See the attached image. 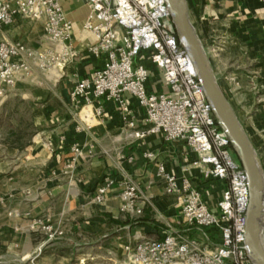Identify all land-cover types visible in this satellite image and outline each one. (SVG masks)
Wrapping results in <instances>:
<instances>
[{
	"label": "crops",
	"instance_id": "0c3cea01",
	"mask_svg": "<svg viewBox=\"0 0 264 264\" xmlns=\"http://www.w3.org/2000/svg\"><path fill=\"white\" fill-rule=\"evenodd\" d=\"M60 1L74 26L72 43L77 55L65 65L44 70V87L33 92L42 103L37 108L40 131L18 165L0 170V195L6 196L0 205V264H129L126 245L161 239L171 231L196 233L182 219L181 195L166 193V183L158 176L160 164L180 182L189 179L210 205L221 199L229 183L206 177V166L195 164L197 154L183 141H167L163 133L144 138L132 135L149 126L144 109L128 93L127 111L114 101H104L94 127L77 132L83 115L78 114L81 104L71 98V91L103 66L105 56L97 58L88 51L96 37L84 27L89 12L86 2ZM188 4L218 83L264 171V1L188 0ZM4 39L24 41L37 52L55 48L46 39L42 21L21 17L2 28L0 41ZM145 63L151 70L148 90L168 93L161 71L149 59ZM23 80L20 77L16 84ZM125 116L135 122L134 128ZM77 142L84 150L74 168L68 169L71 148ZM89 145H93L91 152ZM148 152L155 158H147ZM107 175L119 183L138 185L141 213L122 210L119 183L102 203L94 201ZM37 218L64 234L47 241V234L33 225ZM41 244L42 253L31 262Z\"/></svg>",
	"mask_w": 264,
	"mask_h": 264
},
{
	"label": "built area",
	"instance_id": "2783aa9c",
	"mask_svg": "<svg viewBox=\"0 0 264 264\" xmlns=\"http://www.w3.org/2000/svg\"><path fill=\"white\" fill-rule=\"evenodd\" d=\"M84 1L89 8L84 27L96 37L88 51L97 58L105 56V60L101 68L81 79L71 91V98L81 104L78 114L83 115L77 132L85 133L94 127L95 118L103 113L104 101H114L127 111L128 93L144 109L145 124L149 126L132 135L144 138L163 133L167 141H183L197 154L195 164L206 166V177L229 183L221 199L210 205L189 179L180 182L177 175L160 164L158 176L166 183V193L181 195L182 219L196 233L171 231L161 239L146 238L126 245L128 263L254 264L247 245L248 175L214 113L191 54L173 23L168 0ZM19 17L42 21L46 39L55 48L52 52H37L24 41H0V84L6 87L30 75L33 65L48 70L60 62L65 65L77 55L72 43L74 26L60 0H0V31ZM147 59L161 71L168 93L148 90L151 70L145 63ZM124 119L135 127L134 121L126 116ZM88 149L91 152L93 145ZM83 150L79 142L72 145L68 169L74 168ZM145 156L155 158L152 152ZM117 183L107 175L94 201L102 203ZM119 185L122 210L141 213L143 198L138 185L130 181ZM5 201L6 196L0 195V205ZM33 225L47 234V241L64 234L41 218L35 219ZM42 250L43 244L37 254Z\"/></svg>",
	"mask_w": 264,
	"mask_h": 264
},
{
	"label": "water",
	"instance_id": "95a60500",
	"mask_svg": "<svg viewBox=\"0 0 264 264\" xmlns=\"http://www.w3.org/2000/svg\"><path fill=\"white\" fill-rule=\"evenodd\" d=\"M168 5L173 23L191 54L214 113L230 137V142L248 175V253L254 264H264V171L253 144L213 72L205 48L190 20L188 0H168Z\"/></svg>",
	"mask_w": 264,
	"mask_h": 264
},
{
	"label": "rangeland",
	"instance_id": "374dc122",
	"mask_svg": "<svg viewBox=\"0 0 264 264\" xmlns=\"http://www.w3.org/2000/svg\"><path fill=\"white\" fill-rule=\"evenodd\" d=\"M58 63L57 65L61 64ZM34 68V69H33ZM34 72V75L32 73ZM22 83L14 87L0 84V170L18 165L22 154L40 131L37 108L42 104L33 92L44 87V70L36 65ZM42 253V252H41ZM40 253V254H41ZM36 254L35 262L37 256ZM101 262H96L100 264ZM104 264V263H103Z\"/></svg>",
	"mask_w": 264,
	"mask_h": 264
},
{
	"label": "bare ground",
	"instance_id": "6f19581e",
	"mask_svg": "<svg viewBox=\"0 0 264 264\" xmlns=\"http://www.w3.org/2000/svg\"><path fill=\"white\" fill-rule=\"evenodd\" d=\"M189 17H190V20H191V16H190V10H189ZM192 22V21H191ZM264 231V230H263ZM262 238H263V235H262ZM263 242H264V240H263Z\"/></svg>",
	"mask_w": 264,
	"mask_h": 264
}]
</instances>
